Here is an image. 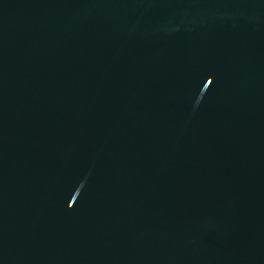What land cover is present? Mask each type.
Instances as JSON below:
<instances>
[{
  "label": "water",
  "instance_id": "95a60500",
  "mask_svg": "<svg viewBox=\"0 0 264 264\" xmlns=\"http://www.w3.org/2000/svg\"><path fill=\"white\" fill-rule=\"evenodd\" d=\"M0 264H264V0H0Z\"/></svg>",
  "mask_w": 264,
  "mask_h": 264
}]
</instances>
